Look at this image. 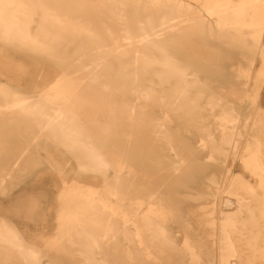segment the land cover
<instances>
[{
    "label": "bare ground",
    "instance_id": "1",
    "mask_svg": "<svg viewBox=\"0 0 264 264\" xmlns=\"http://www.w3.org/2000/svg\"><path fill=\"white\" fill-rule=\"evenodd\" d=\"M195 1L208 20L189 0H0V47L55 74L28 93L0 82V193L36 166L46 143L73 159L77 178L99 181L60 194L69 263L58 257L59 236L52 248L40 246L0 213V264H201L209 246L197 217L212 238L206 264L263 260L264 241L252 229L264 213L241 203L251 204L243 188L264 191V116L230 97L241 74L228 68L251 62L249 77L258 55L264 79V0ZM214 23L218 40L207 46ZM86 87L113 113L111 123L74 110L71 100ZM175 122L177 131H198L196 142L169 130ZM202 151L240 160L256 184L229 168L205 188L188 183ZM174 187L196 213H176Z\"/></svg>",
    "mask_w": 264,
    "mask_h": 264
},
{
    "label": "rangeland",
    "instance_id": "2",
    "mask_svg": "<svg viewBox=\"0 0 264 264\" xmlns=\"http://www.w3.org/2000/svg\"><path fill=\"white\" fill-rule=\"evenodd\" d=\"M189 1L208 20L209 17L205 15L200 3L195 0ZM212 26L214 35L206 40L207 46L215 45V42L218 40L216 24L214 23ZM262 38V44H264V34ZM213 49L214 54L220 52L219 47L214 46ZM234 53L238 55L245 52L235 51ZM235 62L232 61L233 66H229L228 69L233 68L235 75H239L240 73L241 76L233 78L230 86V97L239 106H243L245 113L250 114L252 117L258 118L264 116V79L259 80L257 78L263 60L260 56H256L252 63L253 65L250 67L249 77H245L243 72L249 69L251 62H247L246 60ZM43 68L42 61L38 58H33L32 55L11 52L0 47V82L12 89L28 93L43 87L44 80L52 81L55 75L53 73L54 70L51 68L43 70ZM41 75L43 76L41 77ZM70 103L73 105L75 111H78L87 118H98L101 121H108L110 123L114 119L113 113L105 103L100 98L95 97L91 89L87 87L83 95L72 99ZM208 116L211 117L212 115L209 113ZM176 124V122L174 125L171 124L169 130L178 135H185L187 139L196 142V136L200 134L198 131L193 130L192 134L185 129L177 131ZM41 146L49 152L47 151V154L44 156L39 155V161L36 166L34 165L29 171H23L22 174H18L14 178L13 183L8 181L7 192L0 193V213L10 218L22 231L30 236L34 243L40 246L47 244L52 248L54 240L51 242V239L59 236L56 243V247L61 248L58 252V257L69 263V257L64 253V249L62 248L64 244V233L62 232H64V229L60 210L64 208L65 204L60 198V194L67 189L74 188L78 184L81 186L85 182L99 184V181L92 178H77V169L73 159L61 154L60 156L47 143ZM156 147L154 146V150L157 149ZM216 156H218L217 153ZM219 156L218 159H210L206 156L205 151L198 153L194 159L196 164L200 166L201 171L187 174L186 181L197 187L205 188L207 183L210 182L209 177L226 178L228 174L225 173V169L229 168L232 170V173L242 177L240 181L248 185L256 184L255 176L243 169L240 160H234L232 156L225 157L222 154ZM155 171L152 169L151 172ZM157 173L158 171L155 172V174ZM237 181L235 183H240V181ZM171 192L179 203V206L176 207L179 210V212H176L177 214L181 212L186 214L196 213V206L184 200V189L174 187L171 189ZM242 193L249 197L248 200L251 201V204L245 205L241 203V208L243 210L253 208L254 213L257 216H261L264 213V191L257 189L254 193H251L250 190L243 188ZM174 221L176 227L181 223L179 217H175ZM194 224L202 233V242L207 243L211 247L212 238L209 236V229L205 227L201 220L199 222L198 217L195 219ZM252 232L259 238L260 242L264 241V219H260L258 227L252 229ZM202 246V250L204 251L203 257L205 256L206 262H209V258H212V256L207 254L209 247L207 248L205 244ZM205 259L201 264H206ZM256 263L264 264V258L263 260L258 258Z\"/></svg>",
    "mask_w": 264,
    "mask_h": 264
}]
</instances>
